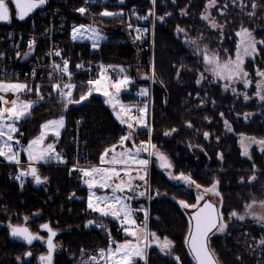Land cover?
<instances>
[{
  "label": "trees",
  "instance_id": "trees-1",
  "mask_svg": "<svg viewBox=\"0 0 264 264\" xmlns=\"http://www.w3.org/2000/svg\"><path fill=\"white\" fill-rule=\"evenodd\" d=\"M233 1L219 0L221 10L217 7L213 10L215 21L222 26L220 28H212L201 18L209 0H156L154 5L151 0H123L122 3L119 0L92 3H86V0H48V4L58 7L65 15L61 46L69 62L71 84L76 85L72 91L73 101L92 88L88 81L101 76V65L112 66L118 72L117 77H120V71L116 67L123 68L131 78L135 77L134 67L139 63L149 70L150 63L130 31L144 22L138 17L154 11L153 81L150 82L151 101L147 105L151 107L152 131L149 136L148 127L137 128L135 139H150L157 151L167 155L173 174L190 176L203 187L217 183L221 213L227 227L224 232L210 236L208 243L219 264H264V245L256 247L258 239L264 238V227L243 215L249 205L264 201V151L253 147L250 157H244L238 143L239 134L264 137V100L254 96V84L252 91L248 92L249 99L245 100L241 94L223 89L211 76H204L197 83L203 69L197 51L201 46L221 59L231 57L241 27L251 30L255 37L264 41V0H255V8L252 7L253 0H242L240 6ZM80 7L87 9L85 14L77 11ZM104 11L122 15L101 16ZM14 13L11 9L10 22L0 24V27H23L26 21H19ZM161 16L164 17L162 21L157 19ZM87 23L99 25L105 35L97 50L88 41L71 38L73 25ZM178 27L185 31L179 33ZM245 64L248 76L254 80L262 77L257 73L264 72V43L259 45L254 59ZM77 65L82 67L77 68ZM145 81L148 85V80ZM143 82L137 80L128 84L119 95L127 102L135 103L134 91L142 88ZM39 86L43 99L37 95L35 85L32 92L26 94L35 103L30 115L21 120L24 142L38 133L41 123L63 115L64 128L59 136L58 152H68L66 129L77 121L81 122L82 148L89 163H98L105 149L118 144L125 126L113 115L115 109L105 103L108 97L103 93L92 90L85 101L70 103L65 108L64 101L51 85ZM248 112L252 115L245 120L243 115ZM165 132H171V135H165ZM204 133L209 134L207 138ZM21 159L26 161L23 153ZM36 167L41 178L47 180L36 185L26 176L24 184L19 186L10 176V171H15L14 165L0 157V264H37V256L46 252L43 242L25 245L11 239L8 229L10 225L25 224L32 232L45 237L46 233L39 230L45 223L56 231L52 264H94L83 260L110 246L112 237L121 239L117 220L102 217L88 208V187L71 174L67 166L54 161ZM253 176L255 179H250ZM148 184L150 197L156 192L158 196L149 200L147 228L159 239L150 235L152 241L147 249V264H178L175 257L180 258L179 264H196L185 244L189 217L179 203L195 202L193 186L182 180L168 179L160 166L153 162ZM127 196L130 195L127 193ZM137 201H129L133 209L138 207ZM232 212L237 216L229 219ZM135 213L137 217L140 215ZM240 215L245 219H238ZM89 221L93 223L86 226ZM101 224L103 228L97 226ZM165 237L173 243L170 255L161 252L159 247Z\"/></svg>",
  "mask_w": 264,
  "mask_h": 264
},
{
  "label": "snow or ice",
  "instance_id": "snow-or-ice-1",
  "mask_svg": "<svg viewBox=\"0 0 264 264\" xmlns=\"http://www.w3.org/2000/svg\"><path fill=\"white\" fill-rule=\"evenodd\" d=\"M11 3L14 5L15 9L17 10V18L18 19H25L30 13H32L35 9L41 7L42 5L46 4L47 0H0V21H8L9 20V7L8 3ZM96 2V0H86V3H92ZM122 3L123 0H120ZM152 4L154 5L156 0H151ZM235 2V0H234ZM216 5V0H209V3L206 5V8H211ZM252 7L255 8V0H253ZM77 11L83 15L86 13L87 9L85 7H80L77 9ZM101 16H115V15H122V13H113L109 11H104L100 13ZM165 15H170L166 13ZM251 15V13H250ZM150 16H155L154 11L150 10L148 15L144 17H138L139 19L147 20ZM204 20H208L210 23V26L213 28L222 27L215 23L214 19H210L209 15H202L201 17ZM159 20H163L164 17H157ZM132 25L129 24V28H131ZM137 36L135 39H142L143 34L146 33L147 29H136ZM177 31L179 33L184 32V29L177 28ZM89 33H91L89 35ZM73 40H83L87 39L92 41V47L95 49L98 47L99 41L103 40L104 37L100 34L99 30L91 25H74L72 28L71 33ZM237 36L241 37L240 42L238 43L237 47L238 49L242 48V52L238 51L235 60H229L224 64H220L218 61V58L215 55H208L206 52L203 55L204 63L208 66L206 68L207 71L212 72L215 76L219 77L222 80H226L229 83L225 84V88L227 89L230 85V83L234 79H243L247 77V72L243 70V62L245 56H251L256 52V45L257 43H264V41H256L253 37L251 32H249L247 29H242L240 32L237 33ZM186 43H192L194 44V41H185ZM33 41H29V50L32 49ZM199 51V50H197ZM55 55L59 56L60 52H55ZM3 55V54H0ZM19 55V53H18ZM25 56L28 55V53L24 54ZM68 61H63V67L57 64H53V68L58 73L67 74L69 77L71 76V73L69 72L68 67ZM82 67V65H77V68ZM111 67V66H109ZM102 72L104 71V66H100ZM123 69H120V72L123 73ZM258 75L264 77V72L257 73ZM203 75H201V79H203ZM132 81L129 79L128 76H123L121 79H118L114 83H110L108 86L110 88L115 89V92H109L107 90L104 91L103 95L105 97H108V99L105 101V103L111 104L114 99H116L119 95V93L127 87L128 84H130ZM101 81L99 79L92 81H88V85H100ZM197 83H200V80H197ZM248 86V81L245 79V87ZM39 85L36 87V93L38 96H40L39 93ZM54 92H57L61 99L65 103V108H67V105L70 103H82L85 101L89 95L92 93V89L89 88V91L87 93H84L80 96L79 100L73 101L72 99V91L76 87V85L71 83H65L63 85L57 83L51 85ZM258 91L256 93L257 96L260 97L261 100H264V95L261 94V91L259 90L262 85L258 84ZM235 91V89H232ZM0 91L2 92H21V91H31L30 88H28L27 85L24 84H13V83H4L0 82ZM96 91H99V87L96 88ZM147 89H143L140 92V95H146ZM41 99H43L42 96H40ZM245 100L249 99L247 95H245ZM0 101H3L5 104L9 103L4 99L3 96H0ZM12 107H5L0 108V139L7 136V139L4 140L3 146H0V157H5L9 161H14L15 163L19 164V152L14 151L13 144L10 143L14 140V137L11 135V133H16L18 130L14 126L16 122H19L22 119L27 118L30 115V110L34 106L35 102H24L21 103L19 107H17V100H12L11 102ZM113 107H116L115 104H113ZM121 112L125 111V106L120 104L119 105ZM128 112H131V108L127 109ZM141 114L145 112L144 108H141L138 110ZM223 115V114H221ZM117 119L120 120L121 124L127 123L128 129L130 131L120 137L119 144L113 145L111 148H107L104 150V152L100 156V163L101 165L108 164L111 165V167H96L93 166L91 168L83 169V168H76L74 166L73 170L80 171L83 174V177H90L91 179H85L84 183L87 185L89 190V197H88V208L92 209L95 212H98L102 217L106 216H112L117 219H120L121 216L124 218V223L128 224L132 228H136L137 224L134 219H132L133 210L129 206V201H131L134 197L133 196H123L118 195V193L122 194L126 190L130 192H136V189L132 186V181L134 179L144 181L145 185H147V181L145 179L147 174V166L149 164V160L147 159H139V154L141 151H148L145 144H150L151 141L149 139L148 142H140L139 146L133 145L135 148V151L129 148L124 147V142L131 140L136 127H148L147 123L144 120L143 115H140L139 117H133V116H127V118H123L121 116V113H116ZM134 120L135 123H130L128 121ZM225 125L228 126V122L225 121ZM64 126V118L61 116L57 120H50L47 121L45 124L41 125V133L38 137L35 139L29 141V144L27 148L23 149L28 156L29 160V166L26 171H21L17 176L16 179L21 181V184H23V177L26 176H32L35 183L41 184L44 183L47 178H41V176L38 174L37 169L33 167L32 165L35 162H50L52 160H55L57 162L63 163V158L60 153H57L55 151V146L53 143H49L46 146H42L37 148V145H42L43 141L45 139V136L47 134V131H50L51 134L55 137H59L60 135V129ZM189 127L191 125L189 124ZM229 130L230 127H229ZM149 136H151L152 129L149 127ZM174 132L175 129H172ZM165 135H171V132H165ZM208 133H204L205 138L208 137ZM16 144H19L20 142L18 140L15 141ZM251 144H258L261 146V151H264V140H257L256 138H248L246 141L242 140L241 146L243 148V154H248V149L251 146ZM119 146L123 149V151L117 152L116 148ZM153 149H155V145H151ZM109 153H111V158L109 159ZM155 155L156 158L161 161L160 167L163 169H170L172 165L167 161V157L164 156L162 153L155 152V153H149V155ZM116 165H121V169L118 171L116 168ZM132 165H135V171L137 172V175L135 177L131 176L130 170L132 169ZM143 172L144 175H141L140 172ZM121 172L124 173L125 176L128 177V179L120 180L119 183H115V185H112V181L116 178H119L121 175ZM170 178L182 180L186 184L195 185L197 189H199L201 186L199 184H196L194 180L191 179L190 176H186L183 173H181L178 176H172L170 174ZM250 179H255V177H251ZM215 183L212 185L211 188L205 189V191H215ZM94 188H100V189H110L111 194H104L100 196H95V193L93 192ZM137 196H144L146 195V191H140L136 193ZM95 196V202L93 201V197ZM202 199V196H197V204H187L185 201H179L180 205L185 208H192L195 211L189 218V234L185 237V244L189 247L190 253L193 255L194 260L196 261V264H217V260L215 257V254L213 251L210 250L208 245V240L210 239V236L216 235L217 233H222L225 231L227 225L224 222L222 214L218 213L215 209V207L205 202L203 207H198L199 201ZM264 203V202H262ZM248 207H251L249 205ZM137 211H143V209H137ZM237 213L232 212L229 216V219L232 217H236ZM240 220H244L245 217L243 215H240L237 217ZM260 221L264 222V217L258 218ZM146 220H147V213L145 212V223L142 226L143 228H146ZM89 224L93 223L92 221L88 222ZM87 226V225H86ZM98 227L103 228V225H97ZM42 229H47L48 231V254L47 256H41L40 260L42 262H47V264H51L52 259V252L54 250V244L52 242V238L56 235L55 232L51 230L48 224H43L40 226ZM11 235L13 237L21 238L27 243L31 244L34 239H37L38 237L33 236L27 228L22 227H14L11 226ZM125 232L128 235L134 236L137 240L141 239V236L138 231H129L128 227H125ZM148 235H151L153 238L159 239L156 237L155 233H145L144 239L148 238ZM111 243H114V241H110ZM260 244L264 245V240L259 242ZM148 245H145V248ZM161 252H166L167 254H171V250L173 248L172 241L168 240L167 237L164 238L163 242L159 244ZM99 258L104 259L106 262L111 260L114 261L115 264H134V261L139 258L142 259L144 255V248H141L138 244H132L130 241L125 242L124 244H117L115 249H112L111 246L105 250L101 249L99 250ZM93 262H97V257L93 256L90 258ZM179 264V257H175Z\"/></svg>",
  "mask_w": 264,
  "mask_h": 264
},
{
  "label": "rangeland",
  "instance_id": "rangeland-1",
  "mask_svg": "<svg viewBox=\"0 0 264 264\" xmlns=\"http://www.w3.org/2000/svg\"><path fill=\"white\" fill-rule=\"evenodd\" d=\"M120 1V0H119ZM218 1L219 0H216V5L215 6H213V7H211V8H206V10H204L203 11V13L201 14V16L202 15H209L210 16V19H214V21H215V18L213 17V10L215 9V7H217V9L219 8V10H221V6L219 5V3H218ZM231 1V0H230ZM241 2H242V0H235V2L233 1V4L234 3H236L238 6H240L241 5ZM8 5H11V3L9 2L8 3ZM60 10V9H59ZM109 12H111V11H109ZM146 16V15H145ZM140 17H142V16H140ZM144 17V16H143ZM141 21H146V20H144V19H140ZM23 21H26V23H25V25H27V24H29V22H28V20H23ZM147 22H149V24H154V16H151L150 17V19H149V21H147ZM206 22H207V24L210 26V23H209V21L208 20H206ZM215 23L217 24V25H219L216 21H215ZM75 25H91V26H93V27H95L96 29H98L99 30V32H100V34L104 37V39H105V35H104V33H102V31H101V28L99 27V25H97V24H75ZM74 26V25H73ZM73 26H72V28H73ZM220 26V25H219ZM103 28L105 27L104 25L102 26ZM72 28H71V33H72ZM105 28H107V27H105ZM213 28V27H212ZM218 28H220V27H218ZM242 29H247V28H243V27H241V28H239V30H238V32H240ZM249 32H251V34H252V37L256 40V41H263L262 39H260V38H257V37H255L254 35H253V33H252V31L251 30H249V29H247ZM237 32V33H238ZM71 33H70V35H71ZM91 33H89V35H90ZM71 38H72V36H71ZM103 39V40H104ZM103 40H101V41H103ZM240 40H241V37H239V36H237V42H236V47H235V51H234V54H233V56H231V57H228V58H225V59H221L220 57H218V55H216L215 53H213V52H211V50H209L208 48H206V47H203V46H201L200 47V50H199V53H198V55L200 56V60H201V64H202V71L199 73V76H198V79L200 80V82H201V80H203V79H201V75H203V77L204 76H211L212 77V79L214 80V82H219L220 84H221V86L223 87V89H225V90H230L231 92H234V93H237V94H241L242 95V97H245V95H247L248 96V92H251L252 91V85L254 84L255 86H254V96H256V97H259V96H257L256 95V93H257V91H258V84H261L262 85V87L259 89L260 91H261V94L262 95H264V78H256V80H254L255 78H252L251 76H248L247 75V77L246 78H243V79H234L231 83H230V85H229V87L226 89L225 88V84L226 83H229L228 81H226V80H222V79H220L219 77H217V76H215L212 72H210V71H207L206 70V68L208 67L205 63H204V60H203V55H204V53L206 52L208 55H215L217 58H218V61H219V63L220 64H224V63H226L227 61H229V60H235V58H236V55H237V52L238 51H241L242 52V48L241 49H238V47H237V45H238V43L240 42ZM78 41H88V42H90L91 44H92V41H90V40H87V39H83V40H78ZM101 41H99V43L101 42ZM99 43H98V45H99ZM263 43H257V45H256V52L253 54V55H251V56H245L244 57V62H243V65H242V67H243V70L245 71V63L248 61V60H251V59H254V57L256 56V54L258 53V47H259V45H262ZM153 63V62H152ZM149 65V70L147 71L145 68H143V66L141 65V63H139L138 65H136L135 67H134V72H136V75H135V77H130L128 74H127V72L124 70L123 71V73H121L120 72V77H117L116 79H111V77H106V76H103L102 77V75L101 76H98L96 79H94V80H92V81H95V80H97V79H99L100 81H101V83H100V85H95V84H93L92 85V90H94V91H96V88L97 87H99V91H97V92H101V93H104V91L105 90H107V91H109V92H112V93H114L115 92V89H113V88H110L108 85L110 84V83H114V82H116L118 79H121L123 76H128L129 77V79L132 81L130 84H134V83H136V81L137 80H144V84H145V79H147L148 80V83H152V81H153V74H152V66H153V64H148ZM116 67V66H115ZM116 68H118L119 69V71H120V69H121V67H116ZM123 69V68H122ZM246 72V71H245ZM2 78H16V77H13V76H7V77H2ZM245 79L248 81V86L247 87H245ZM0 82H4V83H13V84H16V83H18V84H24V85H26L23 81H21V80H7V79H2V80H0ZM142 83V84H143ZM129 84V85H130ZM143 86V85H142ZM235 89V91H233L232 89ZM139 91H141V89H138ZM0 96H3L4 97V99L6 100V101H8L9 103H7V104H5L3 101H0V108H5V107H12V105H11V101L12 100H17V107H19L20 106V104L21 103H24V102H34L35 100L34 99H31V98H28L27 96H26V93H25V91H21V92H17V93H13V92H7V93H5V92H2V91H0ZM104 96V95H103ZM105 97V96H104ZM108 99V98H107ZM124 99V97H121V94L120 95H118V97L116 98V99H114L113 101H115V103H116V107H115V109L118 111V112H120L121 113V116L123 117V118H127V116H133V117H139L140 115H143V117H144V120H145V122L147 123V125H148V128L150 127V108L151 107H148L147 105H143V104H145V103H141V108H144L145 109V112L143 113V114H141V113H139L138 115H133V113H132V109L134 108V104H131V103H129V102H127L125 99ZM259 100H260V97H259ZM120 104H122V105H124L125 106V111L124 112H121V109H120V107H119V105ZM131 104V105H130ZM128 108H131V112H128L127 111V109ZM252 115V113L251 112H248V113H245L244 115H243V118L245 119V120H247V119H249L250 118V116ZM61 116H63V115H60V116H58V117H56V118H53V119H50V120H57V119H59ZM63 118H64V116H63ZM50 120H48V121H50ZM47 121H44L43 123H41L40 124V129H39V131H38V133L36 134V135H34L32 138H28L27 140H25V142L23 141L24 139V136L22 137V145H21V149H20V151H19V161H20V163L19 164H17V163H12L13 165H14V170L16 171V172H18V173H20L21 171H26L27 170V165L29 164V160H27L26 159V161H22V159H21V153H23V149L24 148H27V146H28V144H29V141H31V140H33V139H35L36 137H38L39 135H40V133H41V125L42 124H45ZM128 122H130V123H135V121L134 120H132V121H128ZM22 121L20 120L19 122H16L15 124H14V126L18 129V128H21L22 127ZM124 126H125V133L123 134V136L124 135H126L129 131H130V129H128V127H127V123H125L124 124ZM137 128H140V127H136V129H135V132H136V130H137ZM62 129H63V127L60 129V134H61V132H62ZM46 132H47V134H46V136H45V139H44V141H43V144L42 145H37L36 147L37 148H39V147H42V146H46L47 144H49V143H53L54 141H53V139H58L57 137H55V136H53L52 134H51V132L50 131H47L46 130ZM134 132V133H135ZM11 135L14 137V133H11ZM60 136V135H59ZM248 138H256L257 140H264V137H254V136H250V135H245V134H239V136H238V143H239V146H240V150H241V155L242 156H244V157H250V155H251V150H252V148L253 147H255L258 151H260V152H262L261 151V146L260 145H258V144H251V146L249 147V149H248V154L247 155H244L243 154V148H242V146H241V143H242V140H247ZM7 139V136H5L4 138H2V139H0V146H3V143H4V140H6ZM149 140H147V141H144V140H137V139H135V136L133 135V137H132V139L131 140H128V141H125L124 142V147L125 148H129V149H132L133 151H135V148L133 147V145L135 144V145H137V146H139V144H140V142H148ZM10 143H12L13 144V141H11ZM118 144H119V142H118ZM118 144H116V145H118ZM151 143L150 144H145V146L147 147V149H148V151H141L140 152V154H139V159H147V160H149V164H148V166H147V174H146V177H145V179H146V181H147V186H148V188H149V184H148V180H149V173H150V165H151V163L153 162V163H155L157 166L159 165L160 166V163H161V161H159L157 158H156V156L153 154V155H149V153H155V152H159V153H162L164 156H166L167 157V155L165 154V153H163V152H161V151H157L156 149H153L152 147H151ZM57 147V146H56ZM13 149H14V151H15V148H14V146H13ZM116 151L117 152H120V151H123V149L122 148H120L119 146H117V148H116ZM109 155L110 156H108V158L110 159L111 158V153H109ZM55 160H52V161H50V162H54ZM167 161L169 162V159H168V157H167ZM6 162V161H5ZM24 162V163H23ZM42 163H45V162H42ZM98 163H100V161L98 162ZM97 163V164H98ZM88 164H92L91 166H88V168H91V167H93V166H96V167H100V165H96V164H93V163H88ZM106 166H102V167H111V165H108V164H105ZM121 165H116V168H117V170L119 171L120 169H121ZM37 168V167H36ZM135 168H136V166L135 165H132V169L130 170V172L131 171H133L136 175H137V172L135 171ZM87 169V168H86ZM160 169H162V171H164V175L168 178V179H170V180H172V181H176L177 179H172V178H170V174L172 175V176H177V175H175V174H173L172 173V168H170V169H163V168H161L160 167ZM68 170H69V172L71 173V174H73V175H75L80 181H81V178L80 177H78V175L75 173V171L74 170H71V169H69L68 168ZM39 174V173H38ZM140 174L141 175H144V173L141 171L140 172ZM40 175V174H39ZM32 178V177H31ZM89 179H91L90 177H89ZM120 181H117L116 179H114L113 181H112V185L114 186L115 185V183H119ZM82 183V182H81ZM214 184V183H213ZM212 184V185H213ZM212 185H210V186H208V187H203V186H201L199 189H197L196 187H195V185H192L193 186V191H194V194H195V202L194 203H192V204H197V196H202V199L199 201V203L200 202H202L203 200H205V199H210L211 201H213L216 205H217V207H218V211H219V213L220 214H222L221 213V198H220V196H219V192H218V189H217V183L215 182V185H216V187H215V191H205V189H209V188H211L212 187ZM93 192L95 193V196H100V195H104V194H111V192H110V189H100V188H94L93 189ZM127 193L130 195V196H133L134 198L133 199H135V200H138L137 201V203H138V207L136 208V209H133L132 207H131V205H130V203H129V206L131 207V209L133 210V214H132V219H134L135 221H136V224H137V227L136 228H132V227H130L128 224H125L124 223V218H123V216H121V218L119 219V223H120V228H118L119 230H120V233H121V235H122V237H121V239L120 240H114V238L112 237V239H113V241H114V243H113V245H110L111 246V248L112 249H115L116 248V245L117 244H124L125 242H128V241H130L132 244H138L141 248H144V255H143V258H142V260H145V256H146V254H147V249H148V246H149V244L151 243V236L150 235H148V238L147 239H144L143 237H144V234L145 233H148V234H150L149 233V230H148V228H147V226H146V228H143L142 226L144 225V223H145V212L147 213V216H148V210H147V208H148V204H149V200H150V198H152V196L154 197V196H158V194H157V192L156 193H153L152 195H151V197H150V192H149V194L147 195V196H135V195H133V194H131L130 192H128L127 190L124 192V193H122V194H120V193H118V195H123V196H127ZM95 196L93 197V201L95 202ZM161 196V195H160ZM88 197H89V190H88V195H87V204H88ZM262 202H264V201H261V202H255V203H253L252 205H251V207H248V209H247V211H245V212H243V215H245V216H247L254 224H259V225H261L262 227H264V222H262V221H260L258 218L259 217H264V203H262ZM189 205H191V204H189ZM143 209V211H137V209ZM192 210V208H185L184 207V209H183V211H184V213L189 217V212ZM135 212H139V216L137 217V215H136V213ZM109 217H111V218H113L112 216H109ZM115 218V217H114ZM190 218V217H189ZM117 220V219H116ZM225 222V221H224ZM89 223H86V225H88ZM146 225H147V220H146ZM125 227H128V229H129V231L131 232V231H138L139 232V234H140V236H141V239L140 240H137L134 236H131V235H128L126 232H125ZM262 240H264V238L262 237V238H260V239H258V241H257V243H256V247H258V246H261L262 244H260L259 242L260 241H262ZM145 245H148L146 248H145ZM208 245H209V243H208ZM110 246H108L107 248H104L105 250H107ZM209 248H210V246H209ZM103 249V248H102ZM99 250H101V249H99ZM99 250L97 251V253L96 254H89L87 257H85V259L83 260V262L84 263H94V264H97V262H93L90 258L91 257H93V256H95V257H97V259H98V264H115V262L114 261H111V260H109V261H105L104 259H100L99 258ZM44 253V252H43ZM137 259H139V258H137ZM147 264V263H146Z\"/></svg>",
  "mask_w": 264,
  "mask_h": 264
},
{
  "label": "built area",
  "instance_id": "built-area-1",
  "mask_svg": "<svg viewBox=\"0 0 264 264\" xmlns=\"http://www.w3.org/2000/svg\"><path fill=\"white\" fill-rule=\"evenodd\" d=\"M27 20L29 24L23 27H0V77L13 76L21 81H23L28 87L33 88L37 85H53V84H65L71 83V76L67 74L58 73L52 66L53 64L60 65L63 67V61L66 58L63 55V49L61 46V38L65 31V15L59 10L58 7H54L48 2L43 6L37 8L32 12ZM136 29H147L148 31L143 34L142 39H135L137 43L141 46L146 60L152 64L153 49H152V37H153V26L152 24L141 23L133 27V36H137ZM121 40V38H119ZM29 41H33L32 49L29 50ZM60 52L57 56L54 53ZM19 53V55H18ZM28 53L27 56L24 54ZM110 65H104V71L100 70L102 76L115 78L118 73ZM69 67V66H68ZM70 72V70H69ZM147 94L140 95L139 90L134 92V98L138 104L141 102L146 105L150 104L151 101V90L150 83L148 84ZM32 90V89H31ZM140 105L135 106L132 109L133 114H138ZM81 122L77 121L72 127L66 129V139L69 144L68 152H63L61 154L63 158V163L59 162L69 169L73 170L74 166L76 168L86 169L91 164H88L86 153L83 151L81 137ZM14 135L13 146L15 151H20L22 145V136L24 131L21 128ZM18 140L20 143L16 144L15 141ZM75 171V170H74ZM78 177L81 178L83 184L85 179L89 177H83L80 171H75ZM18 172L10 171V176L13 177L19 186L21 184L20 180L16 179ZM131 176L135 177L136 174L131 171ZM128 177L121 172L119 178L116 180H127ZM132 186L136 189V192H131L136 196V193L140 191H146L148 195L149 188L145 185L144 181L134 179L132 181ZM2 221H0V224ZM147 258L145 260L136 259L134 264H146Z\"/></svg>",
  "mask_w": 264,
  "mask_h": 264
},
{
  "label": "water",
  "instance_id": "water-1",
  "mask_svg": "<svg viewBox=\"0 0 264 264\" xmlns=\"http://www.w3.org/2000/svg\"><path fill=\"white\" fill-rule=\"evenodd\" d=\"M13 6H14V5H13ZM42 6H43V5H42ZM14 9H15V7H14ZM15 11H16V16H17V10L15 9ZM17 19H18V18H17ZM18 20L22 21L21 19H18ZM23 20H24V19H23ZM4 22H6V21H0V23H4ZM110 105H111V107L113 106L112 103H111ZM116 113H118V111L114 110V111H113V115H114V116L116 117V119H117ZM117 120H119V119H117ZM23 154L25 155L26 159L28 160L27 153H26L24 150H23ZM28 166H29V164L27 165V169H28ZM32 166L36 168V165L33 164ZM36 169H37V168H36ZM27 177H32V176H27ZM32 179H33V177H32ZM33 182L35 183L34 179H33ZM35 184L38 185L37 183H35ZM205 202L212 204V205L215 207L216 211L219 213L217 205H216L213 201H211L210 199H205V200H203L202 202L199 203L198 207H203V205H204ZM194 211H195V210L192 209V210L189 212V217H191V215L193 214ZM45 224H47V223H45ZM42 225H43V224H42ZM11 226L27 228V229L29 230V232H30L33 236L38 237L37 239H34V240L32 241L31 244H29V243H27V241H25V240H23V239H21V238L13 237V236L11 235V228H10V226H9L8 233H9V237H10L11 239H14V240H16V241H18V242H21V243H23V244H25V245H28V246L32 245L35 241H42V242H43V244H44V246H45V248H46V252L43 253V254H39V255L37 256V258H36V261H37V264H47V262H42V261L40 260V257H41V256H47V254H48V243H47V241H48V231H47V229H42L41 227L39 228V230H40L41 232H45V233H46V237H44L43 235H41V234H39V233H34V232H32V231H31V230H30L25 224H18V225H11ZM49 227H50V226H49ZM50 228H51V227H50ZM51 230H52L53 232L56 233V231L53 230L52 228H51ZM188 234H189V233H188ZM54 237H55V236H54ZM54 237L52 238V242H53V244H54V241H53ZM54 248H55V247H54ZM187 248H188V250H189V247H188V246H187ZM210 250H211V249H210ZM53 252H54V250H53ZM53 252H52V254H51V256H52L51 264L53 263ZM189 252H190V250H189ZM190 254H191V253H190ZM29 255H30V252L27 253V257H29ZM191 255H192V254H191ZM192 257H193V255H192ZM193 259H194V258H193ZM194 261H195V260H194ZM195 263H196V261H195ZM217 264H219V263L217 262Z\"/></svg>",
  "mask_w": 264,
  "mask_h": 264
},
{
  "label": "crops",
  "instance_id": "crops-1",
  "mask_svg": "<svg viewBox=\"0 0 264 264\" xmlns=\"http://www.w3.org/2000/svg\"><path fill=\"white\" fill-rule=\"evenodd\" d=\"M24 20H27V19H24ZM19 21H20V20H19ZM22 21H23V20H22ZM22 21H21V22H22ZM8 23H9V22H8ZM8 23H7V24H8ZM0 24H1V23H0ZM9 28H13V27H9ZM92 48H93V47H92ZM97 48H98V47H96L95 49L93 48V49H94V50H97ZM104 65H105V64H104ZM2 79H7V78H0V80H2ZM147 87H148V85H147V84H146V85L144 84L143 87L140 88V89L143 90V89H146ZM28 88H30V87H28ZM31 89L33 90V88H31ZM32 90H31V91H25V93H26V94H29V93L32 92ZM112 104H115V105H116L115 101H113ZM112 107H113V106H112ZM113 108H115V107H113ZM63 128H64V126H63ZM62 130H63V129H62ZM23 131H24V130H23ZM22 137H23V136H22ZM58 140H59V137H58V139H53V141H54L53 144H54V146H55V151H56L57 153H60V154H61V152H58V151H57V147H56L57 144H58ZM109 156H110V155H109ZM2 158H3L7 163H11V164L14 163V161H9V160L6 159L5 157H2ZM23 163H24V162H23ZM38 164H42V162H35V163H34V165H36V166H37ZM93 164L100 165V167H102V166H106L105 164H104V165H101V163H98V164H97V163H93ZM97 213H98V212H97ZM98 214H99V213H98ZM107 217H109V216H107ZM113 218H114V217H113ZM114 219H117V218H114ZM117 222H118V227L120 228L119 219H117Z\"/></svg>",
  "mask_w": 264,
  "mask_h": 264
},
{
  "label": "bare ground",
  "instance_id": "bare-ground-1",
  "mask_svg": "<svg viewBox=\"0 0 264 264\" xmlns=\"http://www.w3.org/2000/svg\"><path fill=\"white\" fill-rule=\"evenodd\" d=\"M114 2H115V1H114ZM119 3H120V2H119ZM113 4H114V3H113ZM115 7H116V6H115ZM119 7H120V5H119ZM140 7H141V6H140ZM113 9H114V8H113ZM117 11H118V10H117ZM115 12H116V11H115ZM96 16L98 17V15H96ZM98 18H99V17H98ZM102 18H104V17H102ZM105 18H106V17H105ZM94 19H97V18H94ZM108 19H109V18H108ZM101 21H102V19H101ZM104 21H105V19H104ZM104 21H103V22H104ZM95 22H96V21H95ZM100 23H101V22H100ZM98 24H99V23H98ZM130 32L132 33V31H130ZM121 33L123 34V32H121ZM121 33H120V34H121ZM131 33H129L130 36H132ZM109 35H110V34H109ZM110 36H111V35H110ZM110 36H109V37H110ZM112 36H113V35H112ZM112 36H111V37H112ZM121 36H122V35H121ZM107 37H108V36H107ZM109 37H108V38H109ZM113 37H114V36H113ZM131 38H132V37H131ZM137 44H138V43H137ZM103 66H104V65H103ZM116 69H117V68H116ZM100 70H101V69H100ZM117 73H118V72H117ZM100 75H101V74H100ZM119 75H120V72H119ZM117 76H118V75H117ZM0 78H2V77H0ZM137 90H138V89H137ZM135 91H136V90H135ZM135 91H134V92H135ZM138 103H139V102H137V101H136L135 103H133V104H134V107L137 106V105H140V109H141V103H142V102H141L140 104H138ZM139 113H140V112H139ZM139 113H138V114H139ZM138 114H133V115H138ZM82 184H83V183H82ZM1 224H2V223H1Z\"/></svg>",
  "mask_w": 264,
  "mask_h": 264
}]
</instances>
